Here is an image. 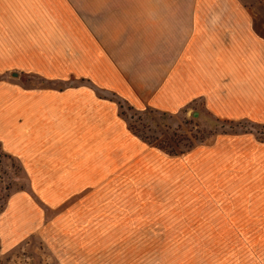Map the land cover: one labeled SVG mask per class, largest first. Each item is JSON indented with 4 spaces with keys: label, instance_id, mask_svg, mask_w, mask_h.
Segmentation results:
<instances>
[{
    "label": "crops",
    "instance_id": "obj_1",
    "mask_svg": "<svg viewBox=\"0 0 264 264\" xmlns=\"http://www.w3.org/2000/svg\"><path fill=\"white\" fill-rule=\"evenodd\" d=\"M196 99L264 124V14L241 0H0V148L46 205L85 192L84 160H152L120 102L177 111ZM210 143L190 160H264L250 134ZM32 195L0 212L1 247L38 221Z\"/></svg>",
    "mask_w": 264,
    "mask_h": 264
},
{
    "label": "rangeland",
    "instance_id": "obj_2",
    "mask_svg": "<svg viewBox=\"0 0 264 264\" xmlns=\"http://www.w3.org/2000/svg\"><path fill=\"white\" fill-rule=\"evenodd\" d=\"M241 1L264 14V0ZM120 115L152 160H84L85 192L54 208L0 148V212L15 193L39 205L0 264H264V160H190L217 136L264 144V124L216 117L201 99L177 111L120 102Z\"/></svg>",
    "mask_w": 264,
    "mask_h": 264
},
{
    "label": "trees",
    "instance_id": "obj_3",
    "mask_svg": "<svg viewBox=\"0 0 264 264\" xmlns=\"http://www.w3.org/2000/svg\"><path fill=\"white\" fill-rule=\"evenodd\" d=\"M173 154H175V153H173Z\"/></svg>",
    "mask_w": 264,
    "mask_h": 264
}]
</instances>
